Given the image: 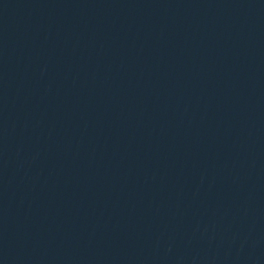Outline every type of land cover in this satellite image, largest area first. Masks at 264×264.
<instances>
[{"label": "water", "instance_id": "water-1", "mask_svg": "<svg viewBox=\"0 0 264 264\" xmlns=\"http://www.w3.org/2000/svg\"><path fill=\"white\" fill-rule=\"evenodd\" d=\"M0 264H264V0H0Z\"/></svg>", "mask_w": 264, "mask_h": 264}]
</instances>
